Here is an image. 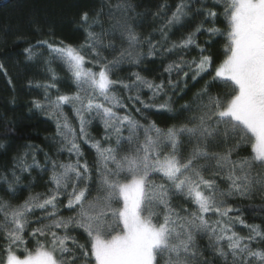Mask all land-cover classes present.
Segmentation results:
<instances>
[{"label":"snow or ice","instance_id":"1","mask_svg":"<svg viewBox=\"0 0 264 264\" xmlns=\"http://www.w3.org/2000/svg\"><path fill=\"white\" fill-rule=\"evenodd\" d=\"M105 7L81 13L82 43L44 39L23 50L27 61L44 65L47 80L29 81L43 99L31 105L53 121L56 147L49 153L29 144L0 174L12 200L33 186L34 177L22 184L33 171L47 174L50 185L19 203L0 197V264H264V223H248L238 203L264 199V0H177L170 14L165 2L147 35L137 30L146 13L132 0ZM196 16L203 19L192 31L171 40L173 29ZM198 34L226 40L222 61L210 53L213 40L202 45ZM192 49L198 56L186 59ZM168 56L176 59L158 81L141 71L118 75ZM0 73L8 75L3 63ZM189 81L203 85L174 109L173 97L182 99ZM61 83L74 90L62 91ZM217 87L225 91L214 93ZM149 112L188 115L161 128ZM93 122L103 128L98 139L89 131ZM249 147L250 155L240 154Z\"/></svg>","mask_w":264,"mask_h":264},{"label":"trees","instance_id":"2","mask_svg":"<svg viewBox=\"0 0 264 264\" xmlns=\"http://www.w3.org/2000/svg\"><path fill=\"white\" fill-rule=\"evenodd\" d=\"M3 0H0V2ZM116 3V0H8L0 3V63L5 65L7 69V77L0 73V174L7 173L12 167L13 158L21 155L26 146L31 144L43 148L45 152L53 153L55 145H53L51 138L55 135V125L42 112L32 108L31 101L33 99H43V90H37L29 87V81H45L47 76L44 73V65L37 61H27L24 54V49L30 45L36 44L38 40L47 39L50 42L53 40H63L69 44H79L84 41V33L80 29V15L83 11H88L93 15L103 8L106 12L105 3ZM136 5V11L139 13H146L144 16V23L137 28L142 34L147 35L159 26L160 21L156 20L152 13L160 11V5L165 2L172 7L168 9L169 14L174 9L177 0H132ZM199 6V5H197ZM211 7V3L208 5ZM217 12L222 11L221 8H216ZM102 20L107 21L106 17H101ZM203 19V16H196L191 21L186 22V25L179 29H173L170 34L171 40H179L184 34L192 31L195 26ZM211 26V25H209ZM217 27L224 30L226 24L218 21ZM107 27V22H105ZM99 31V29H95ZM159 39V37H155ZM212 39L213 44L210 47V53L214 56L217 63L224 59V45L226 40L222 37H209L207 34H198L197 41L203 45L205 40ZM47 55L46 49H40ZM146 51V49H145ZM105 55L109 53L105 52ZM198 56L196 49L185 57L191 59ZM109 58L111 56L109 55ZM176 56H168L164 59L159 57L144 60L140 68L124 67L119 73V77L126 78L130 71H141L142 75L149 79H161L164 66L171 60H175ZM57 72L62 77H67V73L58 64L54 65ZM8 77L11 78L12 84L8 83ZM163 78H167L164 74ZM173 79H177L174 75ZM208 79V77H205ZM189 81L188 86L190 91H187L183 98L178 96L173 97L174 109H179L180 105L186 102H192L194 94L202 87L203 81L195 84ZM62 91L74 90L66 83H61ZM214 93H222L223 88L212 89ZM55 95V93H53ZM144 99H148L150 93L147 90L142 92ZM163 97H161V100ZM160 102V101H158ZM65 112L69 118H72L70 109L65 108ZM149 119L156 121L161 128H167L172 124H179L184 121L187 113L181 117H174L171 113L164 112H149L146 114ZM139 119V117H137ZM147 123L146 120H142ZM73 123L75 121L73 120ZM93 136L97 139L103 135V128L98 123L93 122V126L89 129ZM126 134V133H125ZM85 154L91 161L94 158V153L84 146ZM222 150V149H217ZM251 153L250 147L247 150H242L241 155L248 156ZM38 158L43 162V155L38 153ZM61 160H67L66 155L60 156ZM35 182L30 189H20L16 199L12 200L11 194L6 192V187L0 183V197L6 200H12L13 203L22 202L29 194L47 191L50 185L45 184L47 181V174L43 179L36 171H33L32 177L27 175L22 177V184L28 185L32 178ZM157 179H159L157 177ZM95 195V193H93ZM177 204L185 207H191L185 201L177 198ZM240 206L245 209L244 218L248 223L261 224L264 223V199L255 196L251 199L238 201ZM64 216H70L74 213L62 211ZM237 231L246 234L241 227ZM81 243L86 242L85 236L80 231L72 233ZM0 243H3L0 240ZM29 248L34 245L30 242ZM207 255V253H206ZM219 264V262H217Z\"/></svg>","mask_w":264,"mask_h":264},{"label":"water","instance_id":"3","mask_svg":"<svg viewBox=\"0 0 264 264\" xmlns=\"http://www.w3.org/2000/svg\"><path fill=\"white\" fill-rule=\"evenodd\" d=\"M8 0H3V1H1L0 3H3V2H7Z\"/></svg>","mask_w":264,"mask_h":264}]
</instances>
